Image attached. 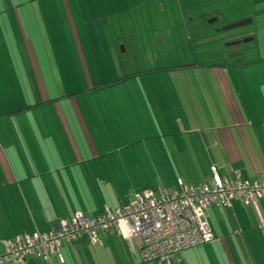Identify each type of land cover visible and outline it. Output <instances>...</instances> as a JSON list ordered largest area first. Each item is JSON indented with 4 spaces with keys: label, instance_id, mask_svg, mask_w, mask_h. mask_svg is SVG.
<instances>
[{
    "label": "crops",
    "instance_id": "crops-1",
    "mask_svg": "<svg viewBox=\"0 0 264 264\" xmlns=\"http://www.w3.org/2000/svg\"><path fill=\"white\" fill-rule=\"evenodd\" d=\"M232 11L256 17L228 24L218 16ZM158 28L175 29L177 37L164 38ZM52 30L58 31L53 42ZM232 30L243 31L224 35ZM247 45L255 58L241 62L244 54L230 55L232 47ZM124 47L128 55L121 58ZM183 48L186 55L170 53ZM166 55L177 63L165 65ZM183 76L196 83L184 84ZM119 86L118 99L107 102L110 133L119 145L99 148V118L87 99ZM168 136L179 141L174 154ZM136 140L155 144L162 169L170 153L180 158L171 171L193 177H179L175 187L161 181L120 199L113 189L119 161L104 158L127 150L133 159L129 148ZM210 167L244 180L264 173V0H0V243L49 231L76 213L92 218L127 206L146 190L178 193L179 182L191 187L209 181ZM122 172L128 176L124 167ZM211 208L222 220L220 211L230 212L236 240L227 229L220 237L207 218L214 242L192 255L183 251L169 264H264V201ZM59 254L62 262L52 257L49 264H154L141 260L132 240L114 233L93 244L81 238Z\"/></svg>",
    "mask_w": 264,
    "mask_h": 264
},
{
    "label": "built area",
    "instance_id": "built-area-1",
    "mask_svg": "<svg viewBox=\"0 0 264 264\" xmlns=\"http://www.w3.org/2000/svg\"><path fill=\"white\" fill-rule=\"evenodd\" d=\"M178 193L161 189L136 194L124 207L86 218L76 213L67 222L56 223L49 231H35L22 239L0 243V264H28L39 259L49 264L52 257L62 262L59 251L81 238L93 244L98 236L111 232L123 240H132L143 262L169 264L183 251L214 241L206 212L211 207L230 209L235 200L248 207L264 201V173L255 180H244L238 174L219 175L210 167V179L187 187L178 184Z\"/></svg>",
    "mask_w": 264,
    "mask_h": 264
},
{
    "label": "rangeland",
    "instance_id": "rangeland-1",
    "mask_svg": "<svg viewBox=\"0 0 264 264\" xmlns=\"http://www.w3.org/2000/svg\"><path fill=\"white\" fill-rule=\"evenodd\" d=\"M250 8H247L246 10H248ZM222 17H224V19L226 20V22L228 24L237 22L239 20L242 19H250L253 17H256L255 14H253L250 11H243V12H239V11H232V12H225L221 14ZM257 17H261V14L257 15ZM190 30V29H189ZM223 31H227L226 29H222ZM157 31H159L161 33V35L166 38L169 35H175V37H177L176 34V30H165L164 28H158ZM243 30H232L231 32H227L226 34H224L225 36L227 35H235L237 34V32H242ZM138 32V30H137ZM196 32V30L193 29V34ZM113 35V33H107L108 38H110ZM49 36L53 38H49L52 40H55V38L58 36V31L57 30H52L49 31ZM29 37H32L33 41L37 40L36 36L33 35V30H29ZM216 39H219L218 37H215ZM51 42V43H52ZM48 46L47 43L44 44L43 48L46 49ZM194 46H201V42H197L194 43ZM43 48L41 45H39L38 48V52L40 51V49L43 51ZM218 46H214V49H217ZM247 49V50H246ZM252 46H244L242 47V49L237 48V46L232 47L231 49V53L230 55H237V53H242V55L244 54V57L241 58V62L246 61V60H250L251 58H255L256 55V51H251ZM49 51V50H47ZM189 50H187V48H183V50H179V52H175L172 51L170 52L171 55H174L175 57L177 55L180 54H187ZM44 52V51H43ZM165 59V65H173L175 63H177V60L172 61L170 59L169 56H164ZM199 60V59H197ZM179 62V61H178ZM187 64H191L192 62L190 61H184ZM183 63V62H180ZM42 71L45 70V67L41 68ZM187 76V75H185ZM183 81V83L185 84L186 81H188L190 84H195L196 83V79L192 80L189 76L188 77H184L183 79H181ZM254 80H250L248 79V84H252L254 83ZM122 88L119 86L117 88H112L110 89V91L112 92H108V91H102V92H98L96 94V98L94 97H89L91 99H87L88 102L94 104V112L97 114V117L99 118V124L97 125V130L98 132H100V136H103V140L102 141H97L94 145L98 146L99 148H108V147H114V146H118L119 143H116V137L117 135L115 133H110V132H114L113 126L110 125V115H111V111L108 112L107 111V102H111L112 100H116L119 97V91ZM115 90V91H114ZM61 95V94H59ZM67 95V94H66ZM94 96V95H93ZM88 98V97H87ZM102 107V111H98V107ZM206 112L205 110H201V113L204 114ZM252 113L254 114V110H252ZM200 120H204V119H200ZM208 127H212L210 125H206ZM202 127V126H200ZM171 136L167 137V145H168V149L171 153H173V147L174 144H178L179 141L178 139H176V137H172ZM137 138V137H136ZM138 139V138H137ZM124 143V142H121ZM133 143V142H131ZM155 144L153 142H146V141H140V140H136L134 143L133 147H130V151L133 152V159L132 156H126L128 153L127 150H123L120 152V154H122L121 157H113V158H104V161L106 160H115V163L117 164L119 161V165H120V169H119V173L122 170V168L124 167L126 172L128 173L127 177L126 175L122 172V173H115V175H118L119 177V181L116 182L114 184V192L119 193L120 195V199L122 198V200H124V197H128L129 195H132L133 191H138L141 190L143 188H148L150 187L151 189H154L156 187L157 184H161V181H165V184H167L169 187H175V183L176 180L180 177L181 179L183 178L186 179V175H188L190 178L193 177L194 174H192L191 172H188L187 174L183 173V174H178L175 171H171V170H175L177 169L175 161L178 162V160L180 159L179 157H175L174 155L167 153L166 155V159H167V165H163V169L160 166L161 163V157L162 154L160 155V151H157V149H155L153 146ZM151 146L152 149H149L148 147ZM123 152V153H122ZM174 154V153H173ZM85 156H82L83 159H87V155L84 154ZM169 155H171L172 157H169ZM123 166V167H122ZM112 186V185H111ZM111 189V188H109ZM219 211H217V209L215 208H211L207 214V218L209 221V224L211 226V228L213 230H215L217 228V230L219 231L220 237H223L224 230L227 229V231H229L231 237L233 238V240H236L235 236L233 235V230L234 228L230 225V221H229V217H227V215H229L228 211L226 210H221V215L223 220L221 219V217L218 214ZM224 222V224H223ZM216 234V233H215ZM198 249H189L186 250L185 252L187 254L192 255L194 252H196ZM194 263H196V261L194 260Z\"/></svg>",
    "mask_w": 264,
    "mask_h": 264
},
{
    "label": "trees",
    "instance_id": "trees-1",
    "mask_svg": "<svg viewBox=\"0 0 264 264\" xmlns=\"http://www.w3.org/2000/svg\"><path fill=\"white\" fill-rule=\"evenodd\" d=\"M216 14H213V16H215ZM218 16H221V15H218ZM222 17V16H221ZM202 19V18H201ZM124 51H125V54L124 55H122L121 56V58H126V55H128V53H126V47H124ZM182 69H186V67H183V68H180V69H173V70H163L164 72H172V71H180V70H182ZM152 73V72H151ZM133 77H136V75L135 76H132V77H128V78H125V79H122V80H119L118 82H115V83H112V84H109V85H105V86H103V87H101L100 89H98L97 91H99V90H104V89H108V88H110L111 86H114V85H116V84H118V83H121V82H123V81H126V80H128V79H132ZM208 173H209V175H210V168L208 169ZM154 191V190H153ZM207 213H208V211L206 212V218H207ZM55 225V224H54ZM53 225V226H54ZM52 226V227H53ZM212 231V230H211ZM39 232V231H38ZM111 233H113V232H111ZM115 234V233H114ZM212 234H213V232H212ZM116 235V234H115ZM213 237H214V234H213ZM214 240H215V238H214ZM214 242V241H213ZM212 242V243H213ZM211 244V243H210ZM209 245V244H208ZM203 246H206V245H203ZM200 247H202V246H200ZM197 248H199V247H197ZM194 249H196V248H194ZM43 263V262H42Z\"/></svg>",
    "mask_w": 264,
    "mask_h": 264
},
{
    "label": "water",
    "instance_id": "water-1",
    "mask_svg": "<svg viewBox=\"0 0 264 264\" xmlns=\"http://www.w3.org/2000/svg\"><path fill=\"white\" fill-rule=\"evenodd\" d=\"M216 21H217V19H213V20H211V21H208V23L211 24V23H214V22H216Z\"/></svg>",
    "mask_w": 264,
    "mask_h": 264
}]
</instances>
